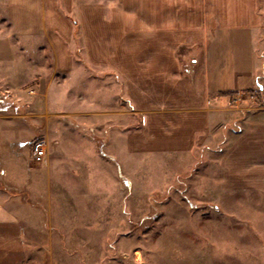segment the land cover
Returning a JSON list of instances; mask_svg holds the SVG:
<instances>
[{"label": "rangeland", "instance_id": "obj_1", "mask_svg": "<svg viewBox=\"0 0 264 264\" xmlns=\"http://www.w3.org/2000/svg\"><path fill=\"white\" fill-rule=\"evenodd\" d=\"M167 1L174 8L170 20L192 5L197 23L209 18L208 29L184 33L169 53L180 71H194L203 63L216 15L227 16L224 9L235 0ZM236 1L249 3V14L254 9L261 15V0ZM57 3L61 8V0ZM101 3L111 23L132 1ZM60 11L73 25L66 48L69 73L54 71V50L44 40L38 48H19L22 56L9 39L2 53L8 55V80L0 93V191L38 212L25 245L35 249L31 264H264L263 170L256 181L225 174L221 137L181 152L146 148L138 134L141 116L125 100L110 63L102 62L112 42L104 44V52L86 46L80 16ZM4 33H10L9 25L0 14V38ZM254 44L264 75V23ZM17 57L28 63L16 85L11 81ZM262 83L261 90L232 94V106L264 108ZM236 85L232 74L222 89ZM36 142L45 147L41 162L32 157Z\"/></svg>", "mask_w": 264, "mask_h": 264}, {"label": "crops", "instance_id": "obj_2", "mask_svg": "<svg viewBox=\"0 0 264 264\" xmlns=\"http://www.w3.org/2000/svg\"><path fill=\"white\" fill-rule=\"evenodd\" d=\"M130 1L131 6L117 10V18L106 23L101 0H61V8L57 0H1L0 14L7 20L10 33L0 38V93L8 80V55L2 53L9 39L21 50L38 48L44 40L54 50V71L70 72L66 48L73 40V25L60 11L64 8V12L80 16L79 29L86 46L94 44L104 52V44L112 42L111 55L106 54L107 59L102 54V62L110 63L125 100L141 116L138 134L144 136L146 148L149 145L152 150L181 152L192 149L194 143L203 148L221 137V168L225 174L254 178L264 172V108L231 103L232 94L258 88L264 81V75H259L254 44L264 23V0L259 2L261 15L254 9L249 14V3L242 5L236 0L233 8L224 9L227 16L216 15L217 27L208 35L203 63L194 71H180L175 56L169 53L176 47L174 44L183 42L180 39L184 33L198 32L200 27L208 29L209 18L203 24L197 23L199 16L192 5L170 20L174 8L167 0ZM183 20L189 23L183 24ZM198 36L192 37L199 41ZM20 54L23 56L24 51ZM17 59L15 81H11L16 85L23 82L20 71L23 63H28L25 58H20L22 63ZM232 74L237 82L235 89H222L225 82L230 83ZM160 137L164 141L156 146ZM3 192L0 191V264H31L29 255L35 249L25 245L31 243V226L38 219L32 214L38 212Z\"/></svg>", "mask_w": 264, "mask_h": 264}, {"label": "built area", "instance_id": "obj_3", "mask_svg": "<svg viewBox=\"0 0 264 264\" xmlns=\"http://www.w3.org/2000/svg\"><path fill=\"white\" fill-rule=\"evenodd\" d=\"M32 157L35 162H41L45 157V147L41 142H36L32 147Z\"/></svg>", "mask_w": 264, "mask_h": 264}, {"label": "water", "instance_id": "obj_4", "mask_svg": "<svg viewBox=\"0 0 264 264\" xmlns=\"http://www.w3.org/2000/svg\"><path fill=\"white\" fill-rule=\"evenodd\" d=\"M258 88H259L260 90L262 89L260 85L258 86Z\"/></svg>", "mask_w": 264, "mask_h": 264}]
</instances>
